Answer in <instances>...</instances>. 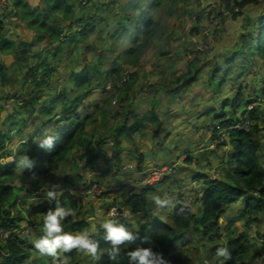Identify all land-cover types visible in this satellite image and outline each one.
<instances>
[{
	"label": "trees",
	"instance_id": "obj_1",
	"mask_svg": "<svg viewBox=\"0 0 264 264\" xmlns=\"http://www.w3.org/2000/svg\"><path fill=\"white\" fill-rule=\"evenodd\" d=\"M118 1L43 0L42 4L35 7H32L26 0L13 1L14 15L22 20L27 30L32 33V40L25 45L23 52L26 54L24 61L30 64L28 71L32 73L34 88L26 95L19 96L22 102L21 108L25 109L38 102L37 91L41 89L42 85L48 84L44 75L52 69L49 67V60L42 59L46 48L29 54L28 51L34 46V43L45 40L47 44H53L54 56L63 52L66 41L72 47L69 52H73L81 44L86 47L83 49H87L91 43V36L96 33L97 23L106 19L107 13L113 10ZM176 1L127 0L119 11L111 13L110 18L113 17V20L119 17L115 23L117 24L115 35L128 36L129 39L128 47L123 52V63L138 64L142 51L147 46V41L156 34L160 26V18L152 17L154 11L163 7L165 3ZM208 2L220 5V8L214 11L216 17L224 9L232 11L231 4L234 3V7H237L238 10L232 11L230 16L241 19V26L233 46L211 55V62H209L210 60L205 62L212 64V68L208 69V74L206 73L211 100L216 99L221 93V88L227 82L231 81L233 84V86L231 84V89L234 88L235 91L232 99L223 98L216 109L208 108L206 110L208 115L211 112L216 113L214 121H220V123L218 128L214 129L215 135L218 131L225 130L228 141L222 142V145L230 147L229 152L223 158L220 177L209 178L207 174H196L192 177L194 180L204 179L201 185L203 186L201 194L196 201V203L198 202L197 209L193 211L187 205L182 204V196H180L172 203L169 213L170 223L150 214L146 208L144 209V196L152 190L150 187L141 189L140 194H132L133 196L126 200V205L133 212L139 214L140 218L135 221L136 223L124 218L116 219V221L136 233L137 238L130 244V250L136 247H151L154 251L162 253L168 264H183L180 248L184 245L186 234L191 231L205 240V245H209L208 248H211L214 253L220 246L227 245L229 247L231 259L225 262L222 257H218V264H254L256 259L263 255L262 250L259 251L254 243L247 247L249 241L244 232L236 240H231L233 232L230 228H222L221 220L225 212L234 207L238 201H240V206L237 209L238 219L246 221L245 223L258 224L259 215L264 213V100H260L264 97V70H260L264 69V0H209ZM89 4L91 7L86 11L85 8ZM251 6L255 7L257 11L247 15L244 10ZM168 11L171 12L169 7ZM4 16V14L0 15V52L5 53L11 50V43L3 35L6 30ZM199 30L200 28L196 26L191 31L196 34ZM166 53L159 50L160 55ZM197 56L193 60L187 61L185 71L176 72L172 78L163 81L161 85L165 88L163 90L165 95L178 97L182 92L181 89H187L198 82L205 81L202 80L201 75L204 63ZM104 59L101 57L98 62L85 61L76 72L71 70L69 73L71 86L60 87L62 89L56 95L44 99L40 103L32 123H36L38 119L46 121L41 124V126L43 125L41 130L37 129L39 131L32 134L33 142L24 143L26 146L23 147V154L28 155L34 162L31 169H25L27 177L31 179L30 183L32 180L37 181V179L47 178L56 173L61 163L79 147L88 150L82 156L85 157L86 164L94 169L96 158L90 152L93 149V144L102 143L104 140H109L112 144L109 148L111 150L110 160L115 167L125 163L126 161L122 157L125 148L121 144L123 141L129 143L134 141L135 133L146 127L145 121H149L155 126L153 136H159L162 120L157 111V101H154L152 108L143 115H136L138 117L132 124H129L130 112L124 113L117 110L115 115L119 117L118 122L109 129V133L104 139L100 138L101 141L97 140L99 135L97 131L88 135L87 128L96 124V116L105 119L106 106L101 108L99 104H96L93 106L91 114L87 112L83 116L78 111L80 104L87 100L96 86H104L108 82L111 83L112 88H105L103 92L114 91L113 96L124 92V97L119 101L122 104L130 98L131 89L137 78L135 72L122 71L121 67L117 65V61L107 64ZM83 60H86L85 57ZM254 60L256 64L253 62ZM35 70H41V78L37 77ZM125 73L128 79L122 81ZM118 81H122L120 86H117ZM108 102L109 99L106 104ZM58 108L60 109L58 110ZM4 109L1 107L0 113ZM15 114L16 112L13 110L4 120L0 118V151L5 148L8 141L13 140L14 129H20L26 125L23 117H15ZM240 115H243L242 122H247L246 130L240 127ZM14 120L16 123L11 124L3 133L1 127L4 128ZM50 128L52 130L46 136L53 135L56 137V141L54 148L47 150L40 147L42 139H39L38 144L35 141L39 132L44 134ZM138 160L137 171L140 173L143 154H139ZM187 161L191 160L188 158ZM19 172L15 160L0 165V216L3 229L13 231L5 242L0 239V264L28 263L38 251L27 237L19 238L17 236L20 222L21 220L28 222L31 225V233L37 239L42 234L43 216L49 209L55 207V201L50 203L44 198L30 203L26 209L18 208L20 203H25L19 200L20 193L26 192L27 195H32L39 190L42 191L35 187V183L31 184L33 188L29 187L28 183L17 184L20 177ZM77 178L79 182L72 189L87 193L91 184H86L82 174H78ZM71 191V189L64 190L57 197L61 205L70 206L76 212L75 216L69 217L65 222L68 225L66 231L86 230L88 222L83 218H78L85 213L84 207L79 197ZM224 234L226 237L223 236ZM102 235L101 230L100 236L96 237L99 240V259L95 261L91 259L90 262L92 264H127V257L124 253L117 261L109 259L108 249L111 246L103 240ZM259 235L261 234L259 233ZM262 238H264V234ZM78 253L80 252L73 250L68 254L71 257L70 264H79L75 259ZM49 259L52 258L49 257Z\"/></svg>",
	"mask_w": 264,
	"mask_h": 264
},
{
	"label": "rangeland",
	"instance_id": "obj_2",
	"mask_svg": "<svg viewBox=\"0 0 264 264\" xmlns=\"http://www.w3.org/2000/svg\"><path fill=\"white\" fill-rule=\"evenodd\" d=\"M13 1L8 0V3L0 7V15H5L4 20L6 22V30L3 35H8L12 40L17 36L19 38L17 32L20 24H25L14 15L15 7ZM26 1L34 6L40 2V0ZM126 1L119 0L113 10L107 13L106 19L97 23L96 33L91 36V43L87 49H83L86 47L81 44L73 52H69L72 47L67 41H64L63 52L54 56L53 49L51 50L54 47L53 44H47L45 40L34 43L37 48L42 50L46 48L42 59H48L49 67L52 69L51 71L48 70L49 72L47 71L46 76L44 75L48 84L42 85L41 89L37 91L39 95L38 102L34 103L33 106L25 109L20 107L22 102L19 96L26 95L27 92L34 88L32 73L28 71L30 64L24 61L23 51H21L20 55L13 56V62L17 64H13L12 70L10 68L6 70L7 66L5 63L2 65L5 69L0 70V75L2 76V79L0 77V95L2 97L0 104L5 108L1 112V116L5 118L8 113H12L14 110L16 112L15 117H23L26 123L24 127L14 129L13 140L8 141L0 153V165L23 158L25 155L23 154V147L33 142L31 140L32 134L39 131L37 129L41 130L43 128L41 124L46 121L37 118L38 121L32 123L37 115L40 103L44 99L56 95L63 87L71 86L70 71L76 72L85 61L93 60L98 62L101 57H104V62H107V64L117 61V65L121 67L122 71L135 72L137 75L129 95L130 98L126 102L122 104L119 102L120 98L124 97V92H119L116 96L112 95L114 91L111 90L103 92L107 85L111 84L108 82L104 86H96L95 90L87 97V100L80 104L78 111L83 116L87 112L91 114L93 106L96 104H99L101 108L106 106L105 119L96 116V124L87 128L88 135L97 131L99 133L97 140L100 138L104 139L108 135L109 129L119 120V117L115 115L117 110L124 113L130 112L129 124H132L138 116L143 115L152 108L154 101L158 102L157 111L162 120L159 136H153L155 126L149 121H145L146 127L135 133L134 141L130 143L123 141L121 144L125 148L122 154L126 161L125 163L115 167L110 160L111 150L109 148L112 144L109 140H104L102 143L96 142V144H93V149L90 152L96 158L94 169H91L86 164L85 157L82 156L88 150L79 147L61 163L56 173L51 174L47 178H40L37 181L32 180V183H30L31 179L27 177L28 174L25 170V176L23 175L21 183H28L31 188H33V183L38 189H42L41 186L45 183H55L60 185L61 192L71 189V192H74L79 197L84 207L85 213L78 218H83L88 222L87 229L92 227L99 228V224L104 219L111 218L109 212L113 208H117L120 211L117 219L124 218L136 223L135 221L140 218L139 214L133 212L126 205V200L133 196L132 194H140L141 189L146 187H150L152 190L144 196V209L146 208L150 214L158 216L167 223H170L169 213L172 209V204L164 209H156L152 203L154 196L167 197L171 199L172 203L182 196L181 203L187 205L193 211L196 210L198 204L196 201L201 194L203 187L201 185L204 179L194 180L192 177L196 176V174H207L209 178H219L220 168L224 162L223 158L230 150L228 145H222V142L228 141L226 131L220 130L215 135L214 129H217L220 123V121H214L216 113L211 112L208 115L206 110L208 108L216 109L223 98L232 99L235 91L234 88L231 89V81L227 82L221 88V93L216 99L211 100L206 73L208 74V69L212 68V64H206L205 62H208V60L211 62V55L230 49L233 46L232 44L238 36L236 35L238 34L237 30L241 26V19L222 16L220 19L221 27L218 29L215 24L210 22V14L215 16L214 11L216 8H209L207 5L208 0H177L174 3H165L163 7L154 11L152 15L154 19L160 18V26L156 34L147 41V46L142 51L138 64L131 65L123 63L122 60L123 52L128 47V36L119 37V35H115V29L117 28L115 23L119 17L114 20L113 17L110 18L111 13L119 11L122 4ZM90 7L89 4L85 10H89ZM168 7L171 12L168 11ZM244 11L247 15H251L257 9L251 6ZM207 12H209L208 16ZM227 23L233 24L228 28ZM196 26L200 28L199 32L207 27L210 30H214L212 34L213 42H211L212 36H210L209 41L206 38H202L199 32L193 34L191 30H194ZM233 33H235L234 36L236 37H234L232 42L228 37ZM20 35L23 36L25 34L20 33ZM185 38L187 39L184 40ZM191 39H193L192 42H190ZM194 40L199 43H209V47L205 52L196 53L197 57L201 58L204 63L200 62V64L204 65L201 68V75L202 80L204 79L205 81L203 83L198 82L193 87L181 89L182 92L179 93L178 97L165 95L163 91L165 88L161 84H163L165 79L172 78L174 73L186 70V64L189 60L185 57L184 52L186 50H191L194 53L198 51ZM54 44L56 45L57 43ZM20 50H23V47ZM159 50L167 53L160 55ZM177 52L180 53L179 58L175 56ZM84 57L86 60H83ZM9 61L10 59L6 63H9ZM253 62L255 63V60ZM41 70L34 71L37 73L38 78L42 76ZM260 70L264 69L261 68ZM123 77L128 79L126 73ZM107 99H109L108 104H106ZM260 100H264V97ZM136 115L138 116L136 117ZM242 117L243 115L239 116L240 127L246 130L247 122H242L244 120ZM14 123H16V120L5 125L2 132L5 133L8 127ZM51 130L50 128L44 134L39 132L35 143L38 144L39 139H43ZM140 153L143 154V160L141 163L142 171L139 173L137 168ZM188 158L191 161H187ZM165 166H167L168 171L163 179L156 181L150 186L144 185L143 181L147 173ZM78 174L83 175V180L87 185L91 184L87 193L72 189L79 182L77 181ZM94 185L99 187L95 186L96 190H94ZM20 194L19 200L25 202L24 204L20 203L18 206L22 210L26 209L30 203L45 198L43 197L44 195L42 196L43 191L40 190L32 195H27L26 192ZM239 206L240 201L225 212L221 220V227L224 229L230 228L233 232L231 240H236L244 232L249 241L247 247L254 243L259 251L262 250L261 253L263 255L259 256L254 264H264V238H262L264 234V213L259 215L260 221L258 224H248L245 223L246 221L238 219L237 209ZM90 217H95L91 223L89 222ZM78 218L76 217V219ZM19 226L18 233L22 235L18 237H27L29 242H32L35 238L31 233V225L25 220H21ZM223 236L226 237L225 234ZM185 237L184 245L180 248L183 264H218V256L211 248H208L209 245H205L206 241L201 239L199 235L191 231ZM241 242L243 243V240ZM75 259L79 264H92L90 262L91 258L82 253H78ZM27 264H56V262L37 252Z\"/></svg>",
	"mask_w": 264,
	"mask_h": 264
},
{
	"label": "clouds",
	"instance_id": "obj_3",
	"mask_svg": "<svg viewBox=\"0 0 264 264\" xmlns=\"http://www.w3.org/2000/svg\"><path fill=\"white\" fill-rule=\"evenodd\" d=\"M56 137L45 136L40 140V147L52 150L55 146ZM33 160L24 155L16 160V168L20 174L25 169L33 167ZM44 197L51 203L55 201L54 209H49L43 216L41 235L32 241L33 247L43 256L53 259L56 264H70L71 257L68 255L73 250L90 257L93 261L99 259V240L102 230V238L110 244L108 256L111 261H117L122 253L126 254L127 264H168L162 253L154 251L151 247H136L129 249L130 244L137 238L134 231L129 230L124 224L115 219H104L99 228L92 227L80 231H66L68 225L65 223L69 217L76 215L75 210L70 206L61 205L57 197L61 194V187L55 183H45L41 186ZM152 203L156 209H164L172 204L167 197L154 196ZM95 217H90L91 223ZM216 255L224 261L231 259L227 245L216 249Z\"/></svg>",
	"mask_w": 264,
	"mask_h": 264
},
{
	"label": "built area",
	"instance_id": "obj_4",
	"mask_svg": "<svg viewBox=\"0 0 264 264\" xmlns=\"http://www.w3.org/2000/svg\"><path fill=\"white\" fill-rule=\"evenodd\" d=\"M6 3H8V0H0V7L3 6ZM207 5L209 6V8H216V10H218L220 8V5H218V4L214 3V2L207 3ZM231 6H233L232 7V11L233 12H236L238 10L237 7H234V3H232ZM232 11L224 9V11H222V13H220V15L218 17L213 16L212 14H210L211 15L210 16V22L215 24L216 28L220 29V27H221V20H220L221 17L222 16H230ZM208 13L209 12H207V16L209 15ZM213 31L214 30H210V28L207 27V28H204L200 33H201L202 38H206L208 40L210 39V36H212L211 42H213V35H212ZM186 39L187 38H185L184 40H186ZM192 41H193V39L190 40V42H192ZM194 43L198 45V46L196 45V48H197L198 52L205 51L209 47L208 46L209 43H207V42H205V43L200 42L199 43V42L194 40ZM196 53L197 52L194 53L191 50H186L184 52V55L189 61H191V60H193L195 58ZM125 79L126 78L124 77L122 79V81H124ZM121 82L117 83V86H120ZM111 87H112L111 84L107 85L106 89H110ZM167 171H168L167 166H165V167H162V168L154 169L151 172L147 173L145 178H144V181H143L144 185L145 186H150V185L154 184L156 181L163 179L165 177V175L167 174ZM95 186L96 185L93 186L94 190H96V187H99V186H96V187ZM119 213H120L119 209L113 208L109 212V216L111 218H113V219H117V217L119 216ZM12 233H13V231H9V230H4L3 229L2 218L0 216V239L3 242H5L6 239L9 237V235L12 234ZM21 235L22 234H20V233L17 234V236H21Z\"/></svg>",
	"mask_w": 264,
	"mask_h": 264
},
{
	"label": "crops",
	"instance_id": "obj_5",
	"mask_svg": "<svg viewBox=\"0 0 264 264\" xmlns=\"http://www.w3.org/2000/svg\"><path fill=\"white\" fill-rule=\"evenodd\" d=\"M209 1V0H208ZM207 1V2H208ZM43 3V0H40V2L37 4H35V6H39L40 4H42ZM32 7H35L34 5H31ZM232 24L233 23H231V24H229V23H227L226 25H228V28L229 27H231L232 26ZM239 32V29L237 30V33ZM20 33L21 34H25V35H20ZM8 34V33H7ZM10 34V33H9ZM12 35V34H11ZM11 35H9L10 37H11ZM17 35H19V38H18V36L17 37H15V38H13V40L11 39V38H9L8 37V35H6V38L8 39V41L11 43V46H10V49L11 50H9L8 52H0V70H4L5 69V67L4 66H2L4 63L6 64V70H9V68H10V70H12V66H13V64H17V63H15V62H13V56L14 55H20V53H21V51H24V48H25V45L27 44V43H30L31 42V40H32V33L29 31V30H27V28L25 27V24H20V27H19V29H18V32H17ZM235 35V33H233V34H231V36H229L228 37V39L229 40H231L232 42L234 41V37H236V36H234ZM236 35H238V34H236ZM235 42V41H234ZM233 45V44H232ZM18 47H23V50H20V48L19 49H17ZM41 49L40 48H37V46H33V47H31L30 49H29V54H31V53H37V52H39ZM51 50H52V48H51ZM52 52H54L53 50H52ZM22 56L25 58L26 57V54L23 52V54H22ZM176 57L177 58H179L180 57V53L179 52H177L176 53ZM10 59V61H9V63H6V61L7 60H9ZM9 65V66H8ZM28 69V68H27ZM29 70V69H28ZM0 77H1V79H2V76L0 75ZM4 77V76H3ZM2 99V97H1V95H0V100ZM2 107V105L0 104V108ZM0 118H1V120H4V118H2V116H1V113H0ZM2 129H3V126L1 127ZM2 151V150H1ZM1 151H0V153H1ZM3 164H5V163H3ZM2 165V164H1ZM20 173V172H19ZM23 174H24V172H22L21 174H19L20 175V177L18 178V180H17V184H20L21 183V181H22V178H23ZM114 189V188H113ZM21 195V194H20Z\"/></svg>",
	"mask_w": 264,
	"mask_h": 264
}]
</instances>
